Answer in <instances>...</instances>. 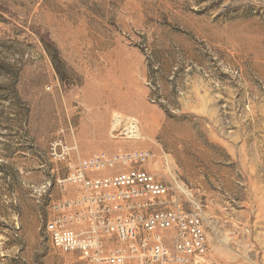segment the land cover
Masks as SVG:
<instances>
[{"label": "rangeland", "instance_id": "obj_1", "mask_svg": "<svg viewBox=\"0 0 264 264\" xmlns=\"http://www.w3.org/2000/svg\"><path fill=\"white\" fill-rule=\"evenodd\" d=\"M0 8V264H85L48 223L172 207L201 213L210 263L264 264V0ZM132 170L167 195L87 189Z\"/></svg>", "mask_w": 264, "mask_h": 264}, {"label": "built area", "instance_id": "obj_2", "mask_svg": "<svg viewBox=\"0 0 264 264\" xmlns=\"http://www.w3.org/2000/svg\"><path fill=\"white\" fill-rule=\"evenodd\" d=\"M83 164L86 168L102 165L98 160ZM78 178L83 179V175ZM86 186L93 190L125 189L122 199L146 195L155 199L168 193V188L154 176L136 170L95 180ZM111 198L112 194L107 193L105 199ZM101 210L105 214L110 212L107 208ZM83 219L84 229L68 228L64 220L58 219L48 223L46 231L54 248L78 254L85 264H212L200 212L160 208L139 216L128 214L105 221L100 213L89 211ZM169 231L174 233L170 236L173 249L166 244Z\"/></svg>", "mask_w": 264, "mask_h": 264}, {"label": "bare ground", "instance_id": "obj_3", "mask_svg": "<svg viewBox=\"0 0 264 264\" xmlns=\"http://www.w3.org/2000/svg\"><path fill=\"white\" fill-rule=\"evenodd\" d=\"M120 119V118H119ZM119 119H117V121L119 122L120 120ZM122 119V118H121ZM129 119V118H128ZM128 122H130V121H128ZM135 122V121H134ZM134 122H132V123H134ZM124 124V123H123ZM129 124V123H128ZM131 124V123H130ZM121 125V124H120ZM125 125H127V124H125ZM118 126H119V124H118ZM128 127V126H127ZM137 128H136V125L135 124H132V126L130 127V131H129V133H131V134H133L132 136H134V137H136V138H139L140 137V133L136 130ZM126 130V129H125ZM128 130V129H127ZM120 131V130H119ZM118 131V132H119ZM117 132V131H116ZM117 132V133H118ZM114 133V132H113ZM125 133V132H124ZM114 134H116V133H114ZM113 135V134H112ZM119 135V134H118ZM117 135V136H118ZM128 135V134H127ZM130 136V135H129ZM114 137H116V136H114ZM135 139V138H134Z\"/></svg>", "mask_w": 264, "mask_h": 264}, {"label": "trees", "instance_id": "obj_4", "mask_svg": "<svg viewBox=\"0 0 264 264\" xmlns=\"http://www.w3.org/2000/svg\"><path fill=\"white\" fill-rule=\"evenodd\" d=\"M1 10L4 11V12H7L6 10H3V9L0 8V11H1Z\"/></svg>", "mask_w": 264, "mask_h": 264}]
</instances>
